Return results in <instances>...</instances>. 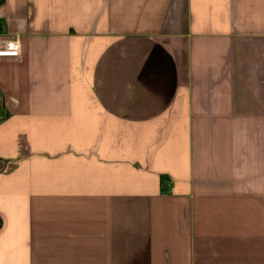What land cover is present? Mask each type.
Returning <instances> with one entry per match:
<instances>
[{"label": "crops", "instance_id": "obj_1", "mask_svg": "<svg viewBox=\"0 0 264 264\" xmlns=\"http://www.w3.org/2000/svg\"><path fill=\"white\" fill-rule=\"evenodd\" d=\"M0 264H264V0H0Z\"/></svg>", "mask_w": 264, "mask_h": 264}, {"label": "built area", "instance_id": "obj_2", "mask_svg": "<svg viewBox=\"0 0 264 264\" xmlns=\"http://www.w3.org/2000/svg\"><path fill=\"white\" fill-rule=\"evenodd\" d=\"M21 56V44L17 39H12L5 42L4 46L0 48V57H15Z\"/></svg>", "mask_w": 264, "mask_h": 264}]
</instances>
